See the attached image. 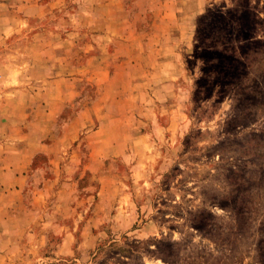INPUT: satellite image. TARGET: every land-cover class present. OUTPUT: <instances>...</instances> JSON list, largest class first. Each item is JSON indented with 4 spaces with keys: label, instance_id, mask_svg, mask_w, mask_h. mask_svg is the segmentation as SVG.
<instances>
[{
    "label": "rangeland",
    "instance_id": "rangeland-1",
    "mask_svg": "<svg viewBox=\"0 0 264 264\" xmlns=\"http://www.w3.org/2000/svg\"><path fill=\"white\" fill-rule=\"evenodd\" d=\"M0 264H264V0H0Z\"/></svg>",
    "mask_w": 264,
    "mask_h": 264
}]
</instances>
